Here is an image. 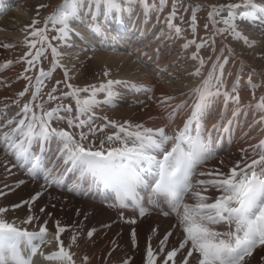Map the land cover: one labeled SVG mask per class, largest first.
I'll list each match as a JSON object with an SVG mask.
<instances>
[{
  "label": "snow or ice",
  "instance_id": "6c2138e0",
  "mask_svg": "<svg viewBox=\"0 0 264 264\" xmlns=\"http://www.w3.org/2000/svg\"><path fill=\"white\" fill-rule=\"evenodd\" d=\"M139 3L147 14L152 10L162 11L165 0H160L159 8L154 4L149 5L147 0H139ZM211 7L208 21L212 25L214 34L221 36L227 34L233 40L242 41L249 47L254 45L255 42L250 41L248 36L243 34L236 21L239 19L251 24L259 21L264 27V0L260 3L257 0H239L238 3ZM122 11L121 0H63V3L45 19L44 27L38 29L33 27L31 35L37 39L26 43L36 51L35 55L31 51L27 53V56L32 58L26 59V63L35 67V64L45 56L44 45L47 44V48L51 49L52 68L47 72L43 69L39 70L32 99L35 100L40 96L44 80L51 77V72L63 68L64 79L58 81L57 86H53L47 96L50 102L71 98L75 102V116L70 115L73 112L70 104H58L50 110H45L43 104H37L36 108L40 109V114H37L30 103H25L17 113L18 116L22 114V118L15 120V126L11 127L10 131L3 132L0 136V144H3L4 152L15 160V166L23 169L33 180L43 179L42 190L53 184L61 185L63 173L57 174L55 169L62 165L64 173H78V180L91 178L94 184L114 193L115 202L109 207L132 208L138 211L140 217L145 216L149 213V208L145 206V197L137 191L141 187L145 190L147 204L154 205L158 200L167 203L176 215L177 226L182 229L183 236L179 248H173L165 253V246L171 235V232H168L159 241L158 250L154 251L150 236L145 264H157V257L161 254L166 256L162 264H169V261L176 264L174 258L177 252L185 249L186 246V256L180 264H188V257H193L195 264H245L246 258L252 257L255 249L264 247V140L252 149V156L258 158L249 160L242 157L229 167L227 173L219 169L198 170L213 155L211 133L207 139L203 134L202 117L205 111L221 96L225 107L229 102L237 106L240 103L239 95L234 94L238 93L239 77L231 92L221 91L224 88L223 76L224 66L228 63L227 57H224L222 63L219 62L218 57L207 77L199 86L192 89L190 106L182 103L176 105L169 113L171 118L178 109L190 107V114L184 121L183 127L176 129L172 134H169L164 127L148 128L143 124H132L129 121L118 123L109 120L106 116L103 117L106 123L92 127L93 110L101 103L113 105L117 95L114 86L122 82L108 79L99 85L92 84L87 87H77L68 82L71 79L69 70L61 63L62 54L49 42L48 25L51 24L57 32L52 39L66 42L76 31L72 27V22L87 21L86 27L90 32L95 33L99 31L100 17L116 18L119 22L118 17ZM225 12L226 15H222ZM176 15L177 9L174 4L166 22L169 30L180 36L181 27L173 23ZM217 16L221 17L219 21L215 19ZM196 21V12L193 10L191 16L193 34L196 32ZM36 23L38 21L34 20L33 25ZM218 23H222L225 27L217 28ZM204 27L207 29L208 24L206 23ZM37 43L41 45L40 48L36 47ZM208 43L201 38V43L189 40L183 45L187 49L195 44L197 51L191 58L199 61L200 68H203L205 61L198 53ZM211 44L215 51L214 39ZM220 51L223 55L224 48ZM227 51L231 54L233 49L227 47ZM10 64L12 61H8L3 67ZM200 68H197L192 75L200 76ZM30 70L31 68L25 69V71ZM108 75L109 73L105 71L104 76ZM24 79L31 82V77ZM59 84H64L69 91H60L59 96L55 95ZM248 85L253 90L258 87L252 83L251 76ZM130 86L136 87V85ZM27 92L26 87L19 96L23 97ZM81 93L87 95L81 96ZM97 93H104L105 99L98 100ZM173 99L175 98L172 96H165L160 100V104H166ZM253 100L255 102L250 103L248 107L259 112L261 115L258 122L264 123V96L257 100L253 92ZM61 113L69 115H61ZM53 121H66L69 128L87 126L88 133L80 132L77 138V135L69 131L52 127ZM6 123L7 126H12L14 118L8 119ZM108 126L115 131L106 134L98 144H94L89 134L95 136L97 132H104L105 127ZM215 127L213 125V128ZM53 141L57 144V153L49 167V161L43 152ZM37 145L39 151H34ZM157 154H161L162 158H158ZM195 177L208 178L194 179ZM78 187V184L74 185L75 189ZM210 190H215L219 194L210 196L208 194ZM40 195L42 191L37 192L29 200L13 205V208L27 205L31 213L32 204ZM189 195L194 203L185 202V197ZM7 211V208L0 207V264H33V258L38 254L49 264H77L78 254L71 249L77 243L79 230L73 227L70 242L65 245L61 234L68 230V226L61 225L59 220L55 222L54 233L49 232L47 220L39 226L38 231H29L17 226L15 221L4 218L3 214ZM40 212H45V209L40 208ZM48 215L50 218L51 214ZM35 220H39V217L29 214L23 223L31 224ZM125 222L135 224L136 220ZM95 232L96 229L93 228L86 235L91 238ZM132 240L135 246L134 229ZM53 241L56 245L55 250L44 252L41 246L51 245ZM112 243L115 247V241ZM261 259L264 260V256ZM81 260L82 264H88L89 257L83 256ZM124 264L129 262L125 261Z\"/></svg>",
  "mask_w": 264,
  "mask_h": 264
},
{
  "label": "bare ground",
  "instance_id": "6f19581e",
  "mask_svg": "<svg viewBox=\"0 0 264 264\" xmlns=\"http://www.w3.org/2000/svg\"><path fill=\"white\" fill-rule=\"evenodd\" d=\"M2 1L4 0L0 1V29L3 30L1 27L8 24H14L17 29L22 31L20 34H23L29 27L30 21L36 18L34 14L36 12L35 0L20 2L16 0L14 4L8 6L9 8L6 7L7 9L5 5H2ZM17 1L18 3H16ZM238 2L239 0H237ZM257 2L260 3L261 0H257ZM62 3L63 0L54 2L50 11H46V13L51 14ZM121 3L123 11L119 14V22L116 18L100 17L99 31L94 33L86 27L87 21L84 23L74 21L72 27L76 31L71 34V39L66 42L58 40L60 49L78 48L80 55L77 57L84 60L83 63L77 64L72 59L61 56V63L69 70L71 77L68 82L77 87L99 85L108 79L122 82L114 86L117 95L113 105L101 103L93 110L92 126L106 123L103 120V117L106 116L109 120L118 123L129 121L132 124H143L148 128L164 127L169 134H172L176 129L183 127L184 121L190 114V107L178 109L171 118L169 113L176 105L182 103L191 105L192 89L199 86L208 73L206 72L204 75L201 73L200 76L192 75L197 68H200L199 61L191 58L194 54L192 45L187 49L183 47L187 42L184 41L182 33L177 36L174 31L169 30L166 22L168 16L160 19L156 10L146 14L139 0H131V2L121 0ZM173 23L176 24L174 21ZM236 23L243 34L248 36L250 41L255 42L254 45L236 48V45H230L220 36L217 54L221 48L229 53L227 47H231L233 52L230 55L236 57L238 61L237 72L246 71L254 77L258 76L264 85V27L260 25L259 21L251 24L238 19ZM9 42L6 39L2 42L0 40V136L15 126V120L22 118V114L18 116L17 113L20 112V104L24 98H29L28 103L32 107L35 103L41 104V95L35 100L32 99V94L25 93L23 97L19 96V93L28 85L25 86L26 79H24L27 73L25 69L28 67L25 45L16 42L13 46V42ZM5 44L10 47H4ZM48 52L52 62L51 51ZM8 61H12V64L3 67ZM105 71L109 73L108 76H104ZM57 74L62 77V80L64 79L63 68H58L51 72V77L44 80V84L50 83L54 75ZM145 80H149V82L145 83ZM34 83L36 84V80ZM34 83L33 87L35 88ZM130 85H136V87ZM233 86L226 91L231 92ZM29 87L28 85L27 88L29 89ZM65 89L68 90L64 84L58 85L59 92ZM86 95L81 93V96ZM165 96H172L175 99L166 104H160V100ZM97 99L103 101L105 94L97 93ZM67 100L70 101L73 108V112L70 114L73 116L75 102L71 98H67ZM254 102L252 100L250 103ZM250 103L244 105L240 102L237 106L229 102L225 107L221 96L205 111L202 117L203 134L207 139L211 133L213 155L199 167V171L219 169L227 173L229 167L241 160L242 157L249 160L258 158L252 156V149L259 145L261 140H264V123L258 122L261 114L254 108L248 107ZM119 104L123 106L118 107ZM33 110L40 114V109L33 107ZM61 115L69 114L61 113ZM10 118H14V124L7 126L6 122ZM53 124L64 130H67V127L70 133L77 135V138L84 128H69L66 121H53ZM213 125L216 127L213 128ZM84 129V132L88 133V127L85 126ZM113 131L115 129L108 126L105 127L104 132H97L95 136L89 134V138L94 144H98L100 139ZM3 148V144H0V193H2L0 194V207L8 209L3 214L4 218L8 221H15L17 226L29 231H38L39 226L47 220L50 233H54L55 222L59 220L61 225L68 226V230L61 234L65 245L70 242L72 229L75 227L80 231V235L71 251L78 254L77 264H82L83 256L89 257L88 264H124L121 262L125 258L131 259L130 264H145L143 258L149 244V237L151 236L150 243L155 251L158 250L159 241L168 232H171V235L165 246V253L179 247L183 234L177 226L175 213L167 203L159 200L154 205L147 204L144 189L139 193L145 197L144 203L149 208V213L143 217H140L138 211H134L132 208L109 207L115 202L114 193L94 184L91 178L78 180V173H64L62 165L55 169L57 174L63 173L61 185L53 184L42 190L43 179L33 180L23 169L15 166V160L6 154ZM33 150L39 151V146H35ZM56 153L57 144L55 141L45 147L43 155L49 161V167H51V161L55 160ZM157 155L158 158H162L161 154ZM207 178L195 177L194 179ZM77 184L79 187L75 189L74 185ZM41 191L42 195L32 204L31 213H29L27 205L13 208V205L29 200ZM208 194L215 196L219 193L210 190ZM185 202L194 203L190 195L185 197ZM42 207L45 212H40ZM164 212L169 214L164 215ZM49 213L51 214L50 218ZM29 214L38 216L39 220H35L31 224L23 223ZM133 219L138 225L135 230L138 233L135 249L132 245L133 241L130 240L132 230L123 225L125 221ZM151 223L155 225H151ZM104 225H110V227H104ZM85 227H88V230L85 231ZM217 227L221 228L222 226ZM93 228L96 229V232L91 238L87 237L86 233ZM113 241H115V247ZM41 247L46 253L55 250V241L51 245H42ZM186 252L187 246L177 252V256L174 258L176 264H180L185 258ZM262 256H264V247H258L254 250L252 257L246 258L245 264H264ZM165 258L164 254L159 255L157 264H162L161 261ZM187 259L188 264H195L193 257ZM33 264H49V262L44 261L38 254L33 258ZM169 264H173V262L169 261Z\"/></svg>",
  "mask_w": 264,
  "mask_h": 264
},
{
  "label": "rangeland",
  "instance_id": "374dc122",
  "mask_svg": "<svg viewBox=\"0 0 264 264\" xmlns=\"http://www.w3.org/2000/svg\"><path fill=\"white\" fill-rule=\"evenodd\" d=\"M15 1L16 0H4V1H2V5H5V8H6V7L14 4ZM20 1H22V0H19V2ZM211 1L212 0H165V5H164L163 10L162 11H156V12L159 15L160 19H163L164 17L169 16V14L173 10V5L175 4L176 9H177V15L173 21L179 27H181L182 35L185 38L184 41L188 42L189 40H195L197 43H201V38H203L204 40H207L209 42L205 47L201 48L199 50V53H198L199 57L205 61L203 68H201L202 75H204V73H206V72L208 73L209 71H211L212 65L217 62L218 57H219L220 63L223 62L224 57H227L228 63L224 66V76H223L224 88L221 89V91H226V90L230 89V87L235 84L237 77H239V85L241 86V88L238 89L239 92L237 94L240 97V102L242 104L246 105V104L252 102L253 92H254L256 99L261 97V96H264V85L258 76L254 77L246 71H242L241 73H238L237 72L238 71V61H237L236 57L230 55V53H227L224 51L223 55H221V52L219 51L217 54L218 48L220 46V36L221 35L214 34L213 28L211 27V24L208 21V13L212 10L211 6H213V5L220 6V5H226L228 3H237V0H233V1L232 0H213V2H211ZM34 2L36 3V5H35L36 6V12L34 13L36 18H34L30 21L29 27L27 28L26 31H24L23 34H20L22 31L20 29H17L14 26V24H8L7 25L8 27L4 26L5 28L1 27L3 30L0 29V31H1L0 32L1 42L5 41V39H6V41H10L9 43L13 42L12 43L13 46H15L14 43H16V42H19L21 44L24 43L25 51H26V56H25L26 59L32 58L31 56H27V53L29 51H31L33 55H35V51H36V49L29 47V43L32 41H35L37 39L36 37H33L31 35L33 27H35L37 29L44 27V21L50 15V14H47L46 11H50L52 4L54 2H56V3L59 2V0H57V1L56 0H35ZM147 2L149 5H153V4L156 5L157 8H159V6H160V0H147ZM16 3H18V1ZM41 6H43V7H41ZM193 10H195L196 17H197L195 34L192 33V27H191V16H192ZM222 15H226V12L222 13ZM215 19L217 21H219L221 19V17L217 16V17H215ZM34 20L38 21V23H36L35 25H33ZM206 23L208 24L207 29H205V27H204ZM31 24H32V26H31ZM217 27L218 28H224L225 26L222 23H218ZM122 33L124 36V31ZM47 35L49 38H51V40H49V42L53 46L57 47L58 52H60L62 54V56L67 57L69 59H72L73 62L77 63V64L84 62L83 59H78V57H77L80 55V52H78V50H79L78 48L77 49L76 48H70V49H66V50L60 49V47L58 46V40L52 39V37L57 35V32L52 27L51 24L48 25ZM222 37L230 45H232V46L236 45V48H239V47L244 48L245 47V44L242 41L233 40L232 37L227 35V34L223 35ZM213 39L215 40V45H214L215 51H213V46L211 44V41ZM26 41L29 43H26ZM6 44H8V43H6ZM165 44L167 45V43H165ZM36 47L40 48L41 45L39 43H37ZM44 47L48 50L45 51V56L41 58L40 62L36 63L35 67H31L29 65L27 67V68H31V70L27 71V73L25 74V77H31V82H29V80H27V79L25 81V86L27 84L30 86L28 89V92H27L28 95L32 94V92L35 91V88L33 87V83L36 80V77L39 75V70L43 69L46 72L50 71V67H51L52 62L48 56V54H49L48 51H51V49L47 48V44H45ZM192 48L194 50L193 52L196 53L197 49H196L195 44L192 45ZM236 74H237V76H236ZM250 76L252 79V83L258 85V87L255 90L251 89L248 85V80H249ZM58 81H62V77L57 74L56 76L54 75V77L50 83L43 84L44 86H42L43 90H41L42 93H40L41 104L45 105V108H46L45 110H50L51 108H54L58 104H64V105L71 104L70 101L67 100V98L58 99V100L51 101V102L49 100H47L48 99L47 94L51 91L53 86L57 85ZM144 82L148 83L149 80H145ZM28 85H27V87H28ZM34 85H36V84L34 83ZM66 91H68V90L65 89L64 92H66ZM57 92L58 93H55V95L58 94V96H59L60 92L59 91H57ZM23 100L24 101H22L20 104V108H22L25 103L29 102L28 97L24 98ZM36 105H37V103H35L33 105V107H36ZM121 106H123V105L122 104L118 105V107H121ZM74 116H75V113H74L73 117ZM56 126L57 125H55V124L52 125V127H56ZM97 126H100V125H93L92 127H97ZM56 128H58V126ZM84 128L82 129L83 132L85 131ZM66 129H67L66 131H69L67 127H66ZM68 225H70V224H68ZM123 225L132 231H133V229L136 230L137 229L136 227L138 226L137 222L135 224H133V223L130 224V223L125 222V223H123ZM151 225H155V224L151 223ZM86 230H88V227H85V231ZM181 231H182V229H181ZM137 236H138V233L136 234L135 246L137 245ZM131 237H132V235H131ZM130 240H131V242L133 241L132 238H130ZM132 245H133V242H132ZM135 246L133 247L134 249H135ZM145 255H146V253H144V258H143L144 262H145ZM125 260L128 262L130 261L129 264L131 263L130 258L129 259L128 258L123 259L121 263H124Z\"/></svg>",
  "mask_w": 264,
  "mask_h": 264
}]
</instances>
